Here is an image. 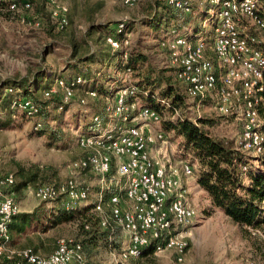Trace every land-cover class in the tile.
<instances>
[{
    "label": "built area",
    "instance_id": "built-area-1",
    "mask_svg": "<svg viewBox=\"0 0 264 264\" xmlns=\"http://www.w3.org/2000/svg\"><path fill=\"white\" fill-rule=\"evenodd\" d=\"M134 7L139 0H118ZM174 10L188 13L195 0H163ZM207 19L198 32L171 34L160 42L166 52L167 67L184 87L188 101L196 107L210 102L224 116L238 122L237 149L251 167H264V19L256 14L258 0H203ZM4 11L16 16L24 27L39 28L41 20L30 15L29 0H0ZM48 17L58 31L69 26V8L60 0H47ZM29 13V14H28ZM122 20L117 32L124 29ZM208 25L209 31H207ZM206 27V28H205ZM113 51L126 59L131 49L128 34L122 38L106 37ZM86 86L82 77L70 80L57 77L41 92V100H60L59 111L70 105L81 91L78 102L85 106L100 96ZM10 109L33 118L40 106L20 90L8 88ZM104 99L103 115L91 121L90 132L76 130V147L82 155L67 166V178L58 184H35L27 194L42 203H59L64 210L94 199L92 212L102 229H119L122 247L112 253L115 264L138 258L151 249L154 256L173 251L176 264H184L186 242L184 229L191 226L197 211L187 198L184 179H194V168L186 161H176L174 145L163 129L160 113L140 103L131 86L118 89ZM164 105L168 104L160 101ZM187 108V107H186ZM103 119V120H104ZM153 126V128L151 127ZM259 168V167H258ZM248 166H242L245 177ZM93 175L96 181L85 177ZM93 182V183H88ZM13 173L0 172V264H94L87 259L80 241L58 238L55 249L41 256L30 248L11 245L10 225L20 213L15 199ZM252 236L259 230L245 227ZM246 264H264L248 260Z\"/></svg>",
    "mask_w": 264,
    "mask_h": 264
},
{
    "label": "rangeland",
    "instance_id": "rangeland-1",
    "mask_svg": "<svg viewBox=\"0 0 264 264\" xmlns=\"http://www.w3.org/2000/svg\"><path fill=\"white\" fill-rule=\"evenodd\" d=\"M61 1L66 3L69 8L70 0ZM150 1L152 0H139L134 7L126 8L118 0H73V19L69 20V26L63 31H58L48 21V13L45 8L46 1L43 2L42 9L34 14L41 20V26L36 29L22 26L16 16L0 9V80L30 76L40 70L45 73L46 77L40 84L39 90L33 92L34 97L40 99L43 89L52 84L55 78H67L69 72L66 71V66L68 63H73V60L83 55L97 53L96 50L99 47L107 51L101 33L94 34L90 38L86 37L88 27L113 26L122 20H127L130 24L126 33L131 41L130 46H135L138 38V42L142 44V49L150 56V62L158 68H168L166 52L159 45L163 39L171 34V25L166 32L164 27L154 29L140 27L138 31L139 26H141L140 21L147 17L146 12L149 11ZM31 2L33 4V0ZM207 7L205 2L198 4L195 0L188 13L181 12L179 21L184 25L181 33L188 30L194 33L200 28L202 29L201 15L203 14L199 11L206 10ZM206 27L209 31L210 27L208 25ZM45 49L46 52L44 53ZM73 55H75L74 58H72ZM91 68L92 71L97 70L100 74L105 69L112 67L107 60L104 61L102 67L93 65ZM166 76H170L172 82L183 90V85L177 82L171 74L166 73ZM131 77L130 73L118 71L115 80L120 86H123L128 81H132ZM92 82L93 80L86 82V86L90 88ZM183 91L182 94L185 97ZM81 98H83L82 92L77 91L70 105H68L67 112L52 115L56 116L59 121L50 122L44 130L48 134L55 132L54 140L48 139L47 133L40 135L39 131L33 130L37 118L24 119L20 115H16L14 123H12L14 127L0 129V172L13 173L17 184L30 182L27 184L30 186L44 183L57 184L64 181L68 176L67 166L69 163L82 155L76 147V130L85 133L90 132L87 130H90L91 121L96 114L103 110L105 102L100 97V100L103 101L102 106L99 112H95L93 103H91L94 100H86L88 101L87 104L82 106L78 102ZM161 105L164 106V103ZM178 114H182L185 119L194 124L198 118L214 120L216 124L210 128V133L217 139L233 140L237 139L239 135V124L234 116H224L217 113L210 102H205L196 107L195 102L188 101L185 97L184 105L181 110H178ZM173 117L170 112L162 110L161 118L163 121L173 119ZM151 127L153 128V126ZM154 129L164 130L163 124L154 125ZM166 133L176 151L174 160L186 161L191 164L195 176V172L198 170L197 161L190 154L183 152L181 148L182 138L176 136L172 131H166ZM56 137L59 138L58 141ZM258 167V171L264 173V167ZM85 178L88 181H96L97 179L93 175H87ZM184 182L186 186L192 187L189 191L187 190V198L189 201L194 200L193 206L197 211L194 222L184 229L182 234L187 244L184 264H246L248 260L264 262V229L260 231L261 237L252 236L246 228H240L212 205L210 207L207 197L200 193L198 188H194L195 182L193 180L184 179ZM243 182L247 184L249 176H246ZM89 202L92 203V199L77 206L76 210L86 208ZM33 203L37 202L33 200ZM44 204H40V207ZM50 204L54 205H51L52 207L44 206V208L48 210L49 208H53V210L59 208L57 202ZM262 207L264 210V205ZM88 214L90 215L91 212L89 211ZM76 228L75 223H73L50 230L42 237V244L46 249L53 247L55 249L56 240L58 238L73 239L72 233L74 229L76 232ZM119 236L120 249L123 241L120 230ZM119 249L100 246L89 259L94 264H115L111 259V254L118 253ZM118 264H176V255L173 251H166L154 256L153 252L150 251L143 257L121 260Z\"/></svg>",
    "mask_w": 264,
    "mask_h": 264
},
{
    "label": "trees",
    "instance_id": "trees-1",
    "mask_svg": "<svg viewBox=\"0 0 264 264\" xmlns=\"http://www.w3.org/2000/svg\"><path fill=\"white\" fill-rule=\"evenodd\" d=\"M150 2L149 11L146 12L147 17L140 21L141 26L139 28L154 29L156 27H164L166 32L170 23H173L172 30L170 29V31L181 33L184 26L179 21L182 11L174 10L172 7L167 6L163 0H152ZM0 6V9L4 11L5 4H0ZM206 10L199 11L203 14L201 15L202 22L207 19ZM256 14L264 19V0H258ZM48 21L52 24L49 17ZM119 24L120 22L113 24V26L100 25L88 27L86 37L90 38L94 34L101 33L107 51L99 47L96 50L97 53L83 55L73 60V63H68L66 71L69 74L66 80L76 77H82L86 82L93 80L89 89L96 91L101 98H109L118 89L131 86L135 88L136 97L143 103L142 105L157 110L160 115L162 114V110L170 112L172 117H175L167 121L162 120L161 124H163L164 130L167 132L172 131L176 136L182 138L181 148L183 152L190 154L197 161L198 170L194 176L196 184L207 194L212 206L240 228L251 227L262 231L264 229V210L262 207L264 205V173L259 172L258 167L253 168L249 165L247 159L237 149V139L220 140L210 133V128L216 124L214 120L198 118V121L194 124L185 119L182 114H178V110H181L184 105L185 97L182 94L184 87L181 90L177 84L172 82L170 76H166V73L171 74L176 79L174 69H161L154 66L150 62V56L142 49L143 47L140 42L131 47L126 59L123 58L121 51H113L106 45V37L111 36L120 39L128 32L130 27L128 21L124 22L125 29L121 34L117 32ZM52 25L55 27L54 24ZM45 52L46 49L44 50ZM74 57L75 55L72 58ZM107 60H109L112 67L110 68L111 70L107 68L105 71L100 72V74L97 70L92 71L91 67L93 65L100 68L104 64V61ZM118 71L130 73L132 81H128L123 86H120L115 80ZM45 77V73L38 70L30 76L0 80V129L14 127L12 123H14L16 115L28 119L23 113L10 109L12 96L4 95L5 90L8 88L20 90L21 96L30 97L39 104L40 113L33 117L37 118L33 130L39 131L40 135L48 134L44 129L50 122L56 123L59 121L56 116L52 115L68 111V106L59 111L61 102L57 97L48 101L34 97L33 92L39 90L40 84L44 81ZM106 84L109 85L107 86ZM113 85L115 86L114 89ZM100 99L91 102L93 103L95 112H99L102 106L103 101ZM161 100L166 102L168 106H162ZM97 115L101 117L103 122L105 121L103 111ZM91 126L90 124L89 128ZM55 135V132H51L47 137L50 140H54ZM56 139L57 141L59 140L58 137ZM242 166L249 167L245 177L241 173ZM246 176H249L247 184L243 182ZM29 183L21 182L16 184L14 190L20 189L24 185L28 186L27 184ZM93 205V198L92 203L89 202V205L84 209L66 211L59 204L57 215L51 221V227L63 223H75L77 228L74 239L81 242L87 259L91 258L94 251L100 246L119 249V229H102L98 215L92 212ZM89 211L91 212L90 215L88 214ZM35 216L36 214L33 213L21 215L20 217L34 218ZM150 251L151 249L145 250L140 257L149 254Z\"/></svg>",
    "mask_w": 264,
    "mask_h": 264
},
{
    "label": "crops",
    "instance_id": "crops-1",
    "mask_svg": "<svg viewBox=\"0 0 264 264\" xmlns=\"http://www.w3.org/2000/svg\"><path fill=\"white\" fill-rule=\"evenodd\" d=\"M44 1H47V0H33V4H32L33 9H32V13H31V15H33V17H37V15H34V14L37 11H39L40 9H42L41 7H42V4ZM197 3L198 4L203 3V0H199V1L197 0ZM73 4H74L73 0H70V2H69V13H68V19L69 20L73 19V15H72L73 14V7H72ZM203 23L204 22L201 23V27H202ZM170 25H171V27L173 26L172 24H170ZM139 29L140 28H138V31H139ZM137 42H138V38H137ZM192 180L195 182L194 188L195 187H196V189L198 188L199 192L203 193L207 197V202L209 203V206L211 207L212 204H211L210 199L208 198L207 194L204 191H202L199 188V186L196 184L195 177ZM88 183H93V182H88ZM16 184H17V182H16ZM28 186H30V185H28ZM28 186L14 190L15 199L18 203L20 213L14 217V219L10 225L11 245L15 248H30L35 253H37L41 256H47L51 253V251H53L54 247L46 249L44 244H42L43 243L42 237L45 236L50 230L58 229L60 227L70 225L73 223H63L61 225L51 227V221L57 215L58 208H57V210H53V208H49V210H48L47 208H44V206L45 207H52L51 205H54V204L49 205L47 203H45L44 205H42L40 207V204H42V202L39 203V201L35 200L33 197H31L27 194L26 188ZM186 188L188 191L190 189H192V187H188V186H186ZM33 200L36 201L37 203H33ZM190 201L193 205L194 200H190ZM33 213L36 214V216L34 218H22V217H20L21 215H29V214H33ZM226 218H228V217H226ZM72 234H73L72 237L75 238L76 237L75 229H74V232Z\"/></svg>",
    "mask_w": 264,
    "mask_h": 264
}]
</instances>
